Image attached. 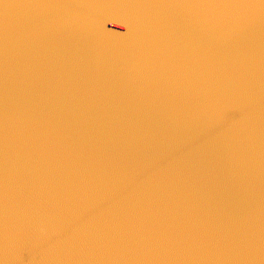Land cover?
I'll list each match as a JSON object with an SVG mask.
<instances>
[{
  "label": "water",
  "instance_id": "1",
  "mask_svg": "<svg viewBox=\"0 0 264 264\" xmlns=\"http://www.w3.org/2000/svg\"><path fill=\"white\" fill-rule=\"evenodd\" d=\"M0 264H71L1 187Z\"/></svg>",
  "mask_w": 264,
  "mask_h": 264
}]
</instances>
